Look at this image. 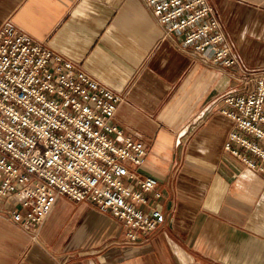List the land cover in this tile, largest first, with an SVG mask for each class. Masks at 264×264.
I'll use <instances>...</instances> for the list:
<instances>
[{
    "label": "crops",
    "instance_id": "crops-1",
    "mask_svg": "<svg viewBox=\"0 0 264 264\" xmlns=\"http://www.w3.org/2000/svg\"><path fill=\"white\" fill-rule=\"evenodd\" d=\"M210 2L245 63L264 66V0ZM9 18L125 94L115 122L148 146L167 219L130 244L110 212L61 197L35 241L0 198V264H264V176L225 150L231 69L165 36L145 0H0Z\"/></svg>",
    "mask_w": 264,
    "mask_h": 264
},
{
    "label": "built area",
    "instance_id": "built-area-1",
    "mask_svg": "<svg viewBox=\"0 0 264 264\" xmlns=\"http://www.w3.org/2000/svg\"><path fill=\"white\" fill-rule=\"evenodd\" d=\"M145 1L165 36L231 69L237 84L219 107L234 123L225 150L264 176V66L245 63L210 0ZM124 99L12 18L1 24L0 198L33 240L61 197L110 212L130 244L166 222L159 179L142 170L148 146L115 122Z\"/></svg>",
    "mask_w": 264,
    "mask_h": 264
}]
</instances>
